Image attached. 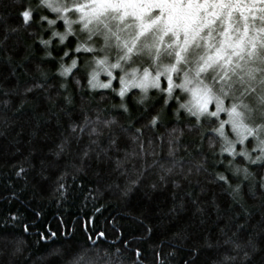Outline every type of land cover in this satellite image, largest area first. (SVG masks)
<instances>
[{"label": "trees", "instance_id": "16d2710c", "mask_svg": "<svg viewBox=\"0 0 264 264\" xmlns=\"http://www.w3.org/2000/svg\"><path fill=\"white\" fill-rule=\"evenodd\" d=\"M29 2L35 7L39 0H0V264H73L81 255L95 264H264V167L239 161L235 164L247 166L252 175L248 180L233 176L228 159L218 155L221 142L209 149L208 139L189 131L195 121L183 110L177 117L176 101L165 106L155 89L143 104L137 102L143 93L129 92L125 113L111 90H90L87 54L80 56L73 76H59L63 51L77 41L69 37L65 47L56 40L49 58L39 39H48L50 31L38 23L20 27L18 13ZM43 14L54 18L47 10ZM6 27L19 30L6 33ZM57 28L64 31L62 21ZM158 113V126L143 128L145 152L130 156L117 170L118 159L140 152L131 133L121 130L131 125L134 132ZM85 114L116 121L111 129L99 126L101 148H108L111 134L121 137L103 162L96 146L83 156L87 134L77 139L70 131ZM173 137L179 140L169 145ZM61 144L65 150L57 157ZM170 147L177 149L174 157L168 155ZM202 156L208 171L189 175L190 163ZM173 159L184 167H173ZM21 167L25 171L17 175ZM215 172L228 175L233 188L239 184V194L228 185L209 183ZM132 180L137 183L131 185Z\"/></svg>", "mask_w": 264, "mask_h": 264}, {"label": "snow or ice", "instance_id": "6c2138e0", "mask_svg": "<svg viewBox=\"0 0 264 264\" xmlns=\"http://www.w3.org/2000/svg\"><path fill=\"white\" fill-rule=\"evenodd\" d=\"M15 2L20 4L22 0ZM44 10L55 18L43 14ZM37 13H41L38 21ZM18 16L22 20L20 27L38 23L43 31H50L48 39L42 36L39 39L46 50L56 40L66 47L69 37L76 39L75 47L63 51L60 57L59 76H73L74 69L80 70V56L87 54L90 59L84 60V69L90 90H111L121 99L120 108L125 113L129 109L124 99L129 92L139 89L144 95L137 102L143 104L148 91L155 89L163 96L165 106L170 100L176 101L177 117L183 110L185 116L195 121L189 131H199L201 141L208 139L209 149L214 148L217 140L221 142L218 155L228 159L227 168L233 176L243 175L248 180L252 175L247 166L235 164L237 157L246 165L264 167V0H39L35 7L29 2ZM58 21L63 22V32L56 30ZM18 30L5 28L6 33ZM47 55L51 58L52 52L47 51ZM65 58L71 60L70 65L65 64ZM101 75L107 80L101 81ZM114 81L119 83V89ZM75 82L81 83L79 79ZM158 121L159 113L134 132L131 125L121 130L131 133L130 138L138 144L140 152L126 153L124 160L118 159L117 170L130 156L145 152L141 140L143 128H155ZM115 123L99 117L92 120L85 114L82 123L70 126L71 133L78 134L77 139L84 134L90 138L89 147L83 153L85 158L93 151L92 146L99 149L96 156L101 162L109 149L118 148L119 134L109 136L108 148H101L99 142L104 134L99 126L103 124L104 128L111 129ZM178 140L179 137H173L169 145ZM64 150L61 144L57 157ZM176 151L170 147L168 155L174 157ZM202 151L201 143L196 153L199 155ZM206 162L207 157L202 156L194 164L190 163L188 174L207 172ZM172 163L173 167H184L179 160L173 159ZM24 171L21 167L17 175ZM167 171L171 172L172 168ZM210 175L209 183L228 185L232 193L239 194L240 185L233 188L225 173ZM136 183L131 181V185ZM260 186L264 188V181ZM151 231L147 229L148 233ZM136 254L140 256L139 250ZM73 264H95V261L81 255Z\"/></svg>", "mask_w": 264, "mask_h": 264}, {"label": "rangeland", "instance_id": "374dc122", "mask_svg": "<svg viewBox=\"0 0 264 264\" xmlns=\"http://www.w3.org/2000/svg\"><path fill=\"white\" fill-rule=\"evenodd\" d=\"M51 14H52V13H51ZM53 16H54V18H55V15H54V14H53ZM58 23H60V21H58L57 24H58ZM56 30L59 31V28H56ZM146 59H147V58H146ZM100 80H101V81H106V80H107V77L104 76V75H101V76H100ZM165 86H166V82H165ZM118 89H119V88H118ZM97 90H104V89H97ZM135 90L140 91L139 89H135ZM150 90H151V89H150ZM150 90H149V91H150ZM250 147H251V146H250ZM239 161L244 162V164H245V161H244L242 158L237 157L235 163H238Z\"/></svg>", "mask_w": 264, "mask_h": 264}]
</instances>
